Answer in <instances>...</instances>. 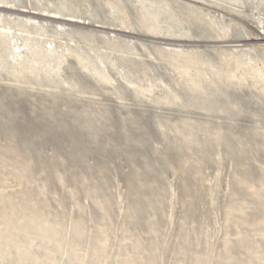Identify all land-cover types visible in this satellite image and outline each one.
<instances>
[{"label":"rangeland","instance_id":"1","mask_svg":"<svg viewBox=\"0 0 264 264\" xmlns=\"http://www.w3.org/2000/svg\"><path fill=\"white\" fill-rule=\"evenodd\" d=\"M0 264H264V0H0Z\"/></svg>","mask_w":264,"mask_h":264},{"label":"bare ground","instance_id":"2","mask_svg":"<svg viewBox=\"0 0 264 264\" xmlns=\"http://www.w3.org/2000/svg\"><path fill=\"white\" fill-rule=\"evenodd\" d=\"M247 39V38H246ZM245 40V39H244ZM240 41V40H239ZM235 43H239V42H235Z\"/></svg>","mask_w":264,"mask_h":264}]
</instances>
